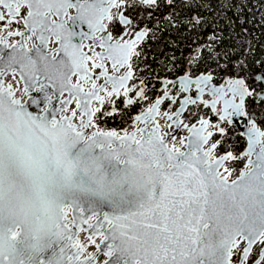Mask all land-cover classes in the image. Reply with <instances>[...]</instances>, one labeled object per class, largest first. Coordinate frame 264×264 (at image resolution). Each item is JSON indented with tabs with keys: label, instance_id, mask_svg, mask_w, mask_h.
<instances>
[{
	"label": "snow or ice",
	"instance_id": "6c2138e0",
	"mask_svg": "<svg viewBox=\"0 0 264 264\" xmlns=\"http://www.w3.org/2000/svg\"><path fill=\"white\" fill-rule=\"evenodd\" d=\"M140 3L152 6L156 0ZM123 5L124 0H82L76 4L70 0H0V27L22 22L31 33L27 39L36 37L46 47L49 37L45 33H50L60 45L58 54L62 52L65 59L58 61L55 73L61 91L67 90L71 97L61 103L75 101L78 110L59 120L31 116L13 98L11 85L5 88L0 81V264H94L95 256L85 254L88 245H94L98 253L101 245L105 246L103 255L108 260L104 264H110L114 255L118 260L127 257L125 264H233L240 241H247L240 259L248 264L252 245L264 244V131L255 123L246 132L248 148L242 153V157H249L245 165L248 171H241L239 179L231 183V172L225 164L242 157L231 151L217 155L223 143H210L214 132L208 130V121L201 119L200 127L189 128L182 120L163 113L162 118L172 122L167 127L179 129L183 124L195 137H190L187 144L179 141L186 151L175 144L169 147L167 140L177 138L161 135L157 120L161 116L159 106L169 99L167 92L135 116V122L145 124L144 128L123 135L98 129L91 134L85 131L96 128L97 113L106 102L112 111L104 115L118 111L113 97L123 95L125 108L147 99L140 88L135 92L137 100H133L128 83L134 79L131 61L139 55L136 46L146 33L139 31L134 39L114 40L109 31L114 19L131 27L132 21L122 12L113 15L112 9L119 10ZM71 8L78 15L68 19L86 24L91 34L94 45H87L88 53L83 51L86 45L82 41L72 42L74 33L59 20L61 13L67 16ZM21 47L19 58L9 57V66L18 63L22 78L27 70L38 80L37 58L43 70L49 71L45 55L35 44ZM97 47L102 51L97 52ZM105 62L110 64L111 74ZM121 69L125 71L121 73ZM72 77H76L74 84ZM195 83L199 85L200 81ZM237 86L229 91L239 95V103L225 101L221 120L228 119L229 107L234 114L245 115V96L251 93L243 81H237ZM214 94L219 96V90ZM44 102H51L47 94ZM93 102L98 106L93 107ZM181 103L183 109L188 101ZM215 104H211L213 111ZM77 116L78 126L72 123ZM216 131L225 135L219 126ZM77 194L95 198L93 203H107L113 214L100 217L90 205L92 215L84 216L81 208L77 218ZM93 219L95 223H90ZM80 232L86 233L88 245L79 239ZM256 264H264V249Z\"/></svg>",
	"mask_w": 264,
	"mask_h": 264
},
{
	"label": "water",
	"instance_id": "95a60500",
	"mask_svg": "<svg viewBox=\"0 0 264 264\" xmlns=\"http://www.w3.org/2000/svg\"><path fill=\"white\" fill-rule=\"evenodd\" d=\"M135 1L140 3V0H135ZM164 1L166 4H169L171 0H164ZM184 1H186V0H184ZM78 2H82V0H70V3H72V4H76ZM125 3L126 2L124 0V5H125ZM156 3H157V0H156ZM156 3L152 6H155ZM119 12H122L124 14L125 19H129L132 21V18L129 15L125 14V9L123 7L120 8ZM77 15H78V13H77L76 9L71 8V9H68V15L67 16H65L63 13H61L59 20L65 22L67 27L69 28V30L74 33V37H73L72 42L74 44H80L82 41L83 44L86 45L84 47L83 51L88 53L89 48L87 47V45H94V42L90 38L91 34L89 33V29L87 28V25L81 24L79 21H73V20L68 19L69 16L70 17H76ZM52 19L55 20L57 18L55 16H53ZM105 23H107V22H105ZM119 25L122 28V31L116 37H113L114 40H118L121 38L123 40L134 39L135 34L139 31H143L146 33L144 38L136 46V51L140 54V46L142 45V43L147 39L148 35L150 34V29L147 27H140L136 30H133L132 29L133 23H132L131 27L121 25V24H119ZM125 32H127L128 35H124ZM21 33H24V35L23 36L18 35L19 39L12 44H10L8 41V37L10 36L9 34H6L4 36H0V73H3V75H0V81H2L3 86L5 88H7L9 85H11L9 83L4 82V78L8 74L14 75L16 77V86L18 87V85H20V90H21L22 96L16 95L17 88L14 89L11 86V89H12L13 93L15 94L13 98L19 100L21 102V104H23V111L28 113L31 116L45 117L47 120H52V119L59 120L62 117L71 116L73 111H78L76 109L75 101H72L71 103H68L66 105L61 103L62 101L70 100L71 97L69 96V93L67 90H64L63 92L61 91L60 80L55 73V68L59 67L58 61L65 59L64 54L62 52H59V54H58V50L60 48V45L55 42L54 37H52L50 33H45V35L49 37L47 44H46V47L44 45H40L39 40L36 37H33L31 40L27 39V37L30 36L31 33L29 31H27L25 29V27H24L23 31H21ZM85 34H87V35H85ZM38 35H39V33H38ZM97 35H101V33H97ZM24 44H26L29 48H31L33 44L37 45L38 47H40L41 53H43L46 57V60L44 61V63H47L49 65V71L47 73L43 70V64L37 58V62H38L37 67L39 70L35 73V76L39 77L38 80L35 77L31 76V74L27 70H25V74L23 75V78H22L21 72H20V67H19L18 63H13V64H11V66H9V63H8L9 57L14 55L17 58H19L20 54L23 52V48L21 47V45H24ZM13 45H15L16 47L13 48L12 47ZM95 50L97 52L102 51L98 47ZM32 55L34 56V58H36L35 52H33ZM54 57H55V59H54ZM135 57H137V56H134L132 58V61H131L134 77H135L136 69L134 68V65H133V59ZM105 63H106V66L109 67V72L111 74L110 64H108V62H105ZM97 71H99V70H97ZM124 71H125V69H121V73H123ZM49 76H51L52 78L50 79ZM197 80L200 81L199 85H197L195 83V81H197ZM141 81H143V83H141ZM237 81H243L244 87L247 88L248 91L251 93V95L245 96V103H246V99L251 97L253 95V92L251 89L248 88L245 80L242 77H236L233 75L232 76L225 75L220 82L215 83L213 81V75L210 72H201V73H198L197 75H191L190 71L188 69H185L183 73H181L175 77L161 76V77L154 78V83L156 85H150V84L146 83L145 80H131L128 83H129V86L133 89V91H131L129 93V96L133 100H137V97L135 96V92L138 91L140 88L144 89L147 99H148L147 90H149L150 92H154L155 96L152 99V102L147 104V105H142V103L145 100H138L131 107L126 108L127 110L131 111L132 108H136L138 106H141V109H139V111L137 113L131 114V122L130 123H131L132 128L130 130H124L123 133H121V134L119 133V134L123 135L125 132L131 133V132H135L137 130V128H144L145 124L135 122V120H134L135 116L143 113L144 110L147 109L148 107H151V105L157 99L163 98L165 95V92H167L169 99H164V102L166 100H169L170 101L169 106H172L175 103H178L175 110L172 113H168L169 115H173L174 119L178 118L179 120L183 121L182 115L191 106L200 105L202 110H209L211 116L214 117V120H211V118L209 116L204 117L201 115L197 120H195L191 123H188L187 121H185V122L183 121V124L188 125L189 128L192 126L200 127L199 121L201 119L208 121V130L214 132V135H213L212 139L210 140V143L216 141V140L212 141L216 135L218 136L217 141L219 140L220 137H222L216 131V126H219V128H222L221 125L225 124L228 127H233L237 131L238 135L244 139V147L240 152V157H242V153L248 148V140H247V136H246L247 130L252 127L253 123H255L256 127L259 128L261 131H264V130L258 126V124L254 118L250 117L249 113L246 110L245 103H244V109H243L244 113H245L244 116L234 114L232 108L229 107L228 108V119H225V120L220 119V116L224 114L223 109L225 106L224 105L225 101H232L234 103H239V100H240L239 95L233 96L232 91H229V89H235L238 87ZM102 82L103 81H98V83H102ZM71 83H73V84L76 83V77H72ZM42 85L44 86L43 90L40 92H37L36 89L40 88ZM185 87L187 88V91L182 90ZM26 88L28 89L27 95L25 94ZM198 88L201 89L202 92H199ZM214 90H219V92H220L219 96L214 94ZM45 94H47V96L51 98V102L49 104H45V102H44ZM113 99L116 101V106L118 103H122L123 107L125 108V106H124L125 97L123 95H121L119 99H116L115 97H113ZM32 100H36V101H38V103L33 104V103H31ZM172 100H175L176 102L172 103ZM185 100H187L188 103L184 104L183 109H182V103L181 102L185 101ZM193 101H195V103H193ZM213 101H216V104H215L216 111H213V109L211 107V104ZM72 103H74V107L70 112H68V110L70 109V105ZM205 104H208L209 107H205ZM96 106H98V105H96V103L93 102V107H96ZM45 108H47V111H45ZM65 108H67V111L64 110ZM181 109H182V111H181ZM109 111H112L111 105H110ZM177 112H180V115L178 117L175 116V114ZM79 119H80L79 116L73 118L72 123L77 124V126H78ZM158 119H159V116L157 117V120ZM229 120L231 122H229ZM170 123H172V122L168 121L167 124H170ZM183 124L180 126L179 129L172 128V131H170L168 133H161V130H160V134L161 135L170 134V135L176 137L177 133L180 130H184L185 134L180 137L179 141L184 140L185 144H187L188 139L191 137V134L187 129H185L183 127ZM97 129L98 128H95V129L94 128H88L85 131H86V133L91 134L93 131H96ZM98 130H100V129H98ZM100 131H115V130L108 129V130H100ZM223 131H224V129H223ZM137 138H139V134L137 135ZM191 139L194 140L195 137H191ZM171 141H175V140H171V139L167 140L169 147L173 146V144L172 145L170 144ZM113 146L116 147L117 145L114 144ZM175 146L179 147L181 149V151L187 150L185 147H182L180 145V143L176 144ZM78 147H79V145H78ZM96 151L99 152V149H96ZM258 151H259V146H257L256 151H254L253 155L251 156V159L253 161L256 160V152H258ZM243 157L245 158V160H244V163H243L238 175L234 179H229V183H231L232 180L239 179V175H240L241 171H248V169L245 167V165L247 164L249 157H247V156H243ZM221 172L222 173L224 172L223 168L221 169ZM225 175H227V174H225ZM94 199L95 198H91L88 196H82V195L77 194L76 203H78L80 206L79 208L75 209V215L77 216V218H79L81 215V212H80L81 208L83 209L84 216L92 215V211H90V205H91L92 210H94L96 212V214L100 217H102L104 214H108V215L113 214V209L107 203H93ZM71 218H72V210L69 209V219H71ZM89 222L95 223V219L90 220ZM73 231H75V229H73ZM82 234L86 238V233L80 232L79 233V239H80V236ZM82 243L85 245H88V241H85ZM96 243L97 244L100 243L99 237L96 238ZM257 245H259L257 255L251 262H249L250 256L253 252V249ZM92 246L94 247V250L91 252H87V248H86L85 254L91 253L95 256L94 264H104V261L108 260V257L103 255V251L106 250L105 246L101 245L102 250L99 253L97 252L95 246L94 245H92ZM240 246H242V247L239 251L238 261L236 263H233V264H242L240 257L243 254V249L245 247H247V241H240ZM262 249H264V244L257 242L256 244L252 245V252L248 258V264H256V261L259 259V253ZM56 250L58 251L59 249L57 248ZM43 255H44V257H47L48 252H45ZM100 255H102L104 257V260L101 262H97V259ZM117 255H119V254H117ZM127 259H128L127 257H123V258L118 260L117 256L114 255L111 258L110 264H125V261Z\"/></svg>",
	"mask_w": 264,
	"mask_h": 264
},
{
	"label": "trees",
	"instance_id": "16d2710c",
	"mask_svg": "<svg viewBox=\"0 0 264 264\" xmlns=\"http://www.w3.org/2000/svg\"><path fill=\"white\" fill-rule=\"evenodd\" d=\"M176 1L180 6L175 8L174 3L170 4L169 8L176 11V16L174 14L170 16L169 24L160 22L152 26L148 22V27L159 31L158 38L150 35L146 39L140 52L143 61L151 66L148 70L150 78L154 76L157 67L166 69L169 63L175 66L178 64L181 60L180 53L186 50L180 48L187 46L189 38L202 41L204 36L211 34L214 36L211 48L215 50L216 55H213L211 50H205L201 54L200 61L204 64V69L209 70L213 75V80L218 81L216 75L220 76L226 72L219 67L220 64H226L229 72L231 70L233 76L242 77L248 88L258 85L260 89L264 87V12L259 15L254 5L256 2L259 7L264 0H193L191 3L184 0ZM225 1L228 2L227 6L222 5ZM205 3L208 4L206 7L202 5ZM208 8L222 9L227 17L221 16L220 19L211 17L212 13L205 12ZM187 13L192 18L200 16L196 20L198 22L194 20V23H185L183 15L187 16ZM160 57L163 58L161 63ZM172 57L173 61L170 62ZM180 72L179 68L171 70L168 72V77L177 76ZM145 76L142 80H145ZM145 82L150 84L147 80ZM255 99L253 91V95L247 98L245 103L246 110L252 118L256 115L253 110ZM232 133H236L235 129H227L221 141L229 143ZM237 138H240L238 134Z\"/></svg>",
	"mask_w": 264,
	"mask_h": 264
},
{
	"label": "rangeland",
	"instance_id": "374dc122",
	"mask_svg": "<svg viewBox=\"0 0 264 264\" xmlns=\"http://www.w3.org/2000/svg\"><path fill=\"white\" fill-rule=\"evenodd\" d=\"M134 0H128V14L132 17V23L133 26L136 28H140V27H148L146 25H148V22L152 25L155 26L158 23L162 22L165 24H169V20L170 16L172 14H174L176 16V11L173 9V11L169 8L170 4L174 3L175 4V8H177V6H180V3H178L176 0H171L169 4H164V0H159L158 1V5L155 6H142L139 4L134 3ZM187 3H191L193 2V0H186ZM166 5V7H165ZM204 7H206L208 4H202ZM222 5L227 6L228 2H222ZM255 5V10L258 11L259 15L264 12V1L261 3V5H259V7H257V3H254ZM206 13H212L211 17H216L218 19L221 18V16L225 17V13L222 9H218V10H211L210 8H208L207 11H205ZM183 20L185 23L190 24V22H195L196 20H198L200 18V16H194L193 18L190 17L187 13V16L183 15ZM227 17V16H226ZM195 20V21H194ZM198 21H196L197 23ZM153 38H158L159 37V31L155 28H150V34ZM189 38V43L187 44V46H182L180 49H186L183 50L180 54L181 60L178 62V64L175 66L172 63L168 64V67L166 69H163L161 67H157L154 71V76L151 78L149 77L150 74H148V70L151 69V66H149V64L145 61H143L144 59H142L140 57V54L138 55V57L135 59V63L139 69V72L141 73V78L145 76V81H149L150 85L154 84V77H160V76H168V72L171 70H175L176 68L181 69V73L184 72L185 69H188L190 71V73H197V72H204L207 71L204 69V64L200 61V57L202 52H204L205 50H211V52L213 53V55H216L215 50H213L211 48V43L214 41V36L213 35H206L205 37H203L202 41H195L194 39ZM145 42V41H144ZM240 45L241 42H239ZM204 45V46H203ZM203 46V47H202ZM198 47H202L200 51H198ZM139 58V59H138ZM163 61V58L160 57L159 58V62L161 63ZM173 61V57L171 58V61ZM219 67H221L222 69H225L227 72L223 73L222 75H216L217 80L221 79L225 74H229V70H228V66L225 64L223 65H219ZM234 69V68H232ZM209 71V70H208ZM178 74V75H179ZM192 75V74H191ZM171 77V76H170ZM155 85V84H154ZM252 91L261 93V89L260 86H256L254 88L249 87ZM261 98V97H260ZM253 110L256 112L255 114L260 118H262V120H264V97H262L260 100H258V102L254 101L253 104ZM196 111H200V108H197ZM204 116H206V113L203 114ZM257 121V118L255 116L254 118ZM258 122V121H257ZM259 123V122H258ZM237 132L235 133V136L232 134L231 137H233L232 140V146H237L241 143H243L242 138H237ZM218 137L217 135L215 136V139H213V141H217ZM241 161H239L238 163L234 164V166H240ZM259 249V245H257L254 249L253 252L250 256V260L249 262H251L257 255Z\"/></svg>",
	"mask_w": 264,
	"mask_h": 264
},
{
	"label": "built area",
	"instance_id": "2783aa9c",
	"mask_svg": "<svg viewBox=\"0 0 264 264\" xmlns=\"http://www.w3.org/2000/svg\"><path fill=\"white\" fill-rule=\"evenodd\" d=\"M125 2L126 3L123 6V8L125 9V14H128V8H129L130 5H128V0H125ZM119 11H120V9L119 10H117L115 8L112 9V12H113L114 17L118 14ZM24 12L26 13V10H24ZM23 29H24V26H23V23L22 22H17V23H15L13 25H7V24L5 25L4 24L2 27H0V36H4L6 34H9V32H13V33L14 32H17V31L18 32H21V31H23ZM109 31L112 33L113 37H116L120 33L121 27H120L119 23H116L115 22V19H114L113 24L112 25H109ZM18 39H19V36L18 35H10L8 37V41H9L10 44L14 43ZM133 65H134V67L136 69L135 76H141V73L139 72V69H138L135 61H134ZM225 66H226V64H225ZM204 72H209V71L207 70V71H204ZM198 73H201V72H197V73H193L192 72L190 74L197 75ZM225 75L232 76L231 70H230L229 74H225ZM165 77H168V76H165ZM222 78L220 80H218L217 82H220L222 80ZM4 82L11 84V86L14 89L17 88L16 95L22 96V93H21V90H20V85H18V87L16 86V77L14 75L8 74L4 78ZM147 95H148V99L145 100L142 103V105H147V104L151 103L152 102V99L155 96L154 92H150L149 90H147ZM254 95H255V98H256L255 99L256 102H258V100H260L263 97L262 96V91H261V93L255 92ZM169 103H170V101L169 100H166L159 107L161 116H159L158 122L161 125V127H160L161 133H168V132L172 131V128L167 127L168 121L166 122L165 119L162 118V116H163L164 111H166L167 113H172L175 110V108L177 107L178 103H176L173 107H169ZM73 107H74V103H72L70 105V109L68 110V112H70L73 109ZM116 107H117L118 111L114 115L106 116V115H104V112L110 110V104L107 103V102L104 104L101 112L97 113V117L98 118L95 120L96 128H98L100 130L112 129V130L117 131L120 134L123 133L124 130H130L132 128L131 123H130L131 122V114L132 113H137L139 111V109H141V106H138V107L134 108V110L132 112H130L129 110H127L126 108H124L123 105H122V103H118ZM197 108H200V111L197 112L196 111ZM205 113H206V116H209L210 117V112L209 111L202 110L201 107H200V105L191 106L182 115L183 121L184 122L187 121L188 123H191V122L197 120L201 115L204 116L203 114H205ZM206 116H204V117H206ZM255 116L257 118V121L259 122L258 123L256 121L257 124H258V126L261 129L264 130V120H262L263 117L262 118L261 117L259 118L257 115H255ZM221 127L224 129V133H225V131L227 129L233 128V127H228L225 124H222ZM184 134H185V131L184 130H180L177 133V135H176V138L177 139L175 141H171L170 144L171 145L172 144H175V145L176 144H179V139ZM232 134L235 136V133H232ZM231 136H230V139H233V137H231ZM213 139H215V137ZM221 139H222V137L219 138V141H221ZM230 139H229V143H223L222 142L223 143V146L221 148H219V150L217 151V155L223 154L225 151H231V152H233V154L236 157H240V152H241V150L244 147V139L242 138L243 143L239 144L238 147L237 146H232V142H231L232 140H230ZM244 160H245V158L242 157V158L236 159L234 161L226 162L225 167H227L228 170L231 172V176L229 177V179H234L238 175V173H239V171H240V169H241V167H242V165L244 163ZM239 161H241L240 166H234V164L238 163ZM224 174H227V173H224ZM80 240L82 242L87 241L83 234L80 236ZM241 247L242 246H240L239 249L235 250V254L233 256V263H236L238 261L239 251H240ZM93 250H94V247L92 245H89L87 247V252H91ZM103 260H104V257L102 255H100L98 257V259H97V262H101Z\"/></svg>",
	"mask_w": 264,
	"mask_h": 264
},
{
	"label": "flooded vegetation",
	"instance_id": "af4514ba",
	"mask_svg": "<svg viewBox=\"0 0 264 264\" xmlns=\"http://www.w3.org/2000/svg\"><path fill=\"white\" fill-rule=\"evenodd\" d=\"M134 1H135V0H134ZM158 1H159V0H157L156 5H158ZM134 3L139 4V5H142L141 3H138V2H136V1H135ZM143 6H144V5H143ZM130 17H131V16H130ZM131 18H132V17H131ZM146 26H147V25H146ZM147 28L150 29V27H147ZM132 29H133V30H136V29H138V28L132 26ZM121 31H122V28H121ZM121 31H120V32H121ZM149 36H150V35H148V37H149ZM148 37H147V38H148ZM145 41H146V40H145ZM143 43H144V42H143ZM143 43H142V45H143ZM142 45L140 46V52H141V47H142ZM202 47H203V46H202ZM202 47H198V48H197L198 51H200ZM137 57H138V56H137ZM137 57H135V58L133 59V63H134V61H135V59H136ZM144 79H145V77H144ZM213 81H214V80H213ZM214 82H215V83H218L217 81H214ZM154 84H155V83H154ZM154 84H153V85H154ZM155 85H156V84H155ZM261 91H262V96L264 97V87L261 88ZM206 111H209V110H206ZM210 117L212 118V120H214V117H212L211 114H210ZM222 137H223V136H222ZM220 138H221V137H220Z\"/></svg>",
	"mask_w": 264,
	"mask_h": 264
},
{
	"label": "bare ground",
	"instance_id": "6f19581e",
	"mask_svg": "<svg viewBox=\"0 0 264 264\" xmlns=\"http://www.w3.org/2000/svg\"><path fill=\"white\" fill-rule=\"evenodd\" d=\"M135 68V67H134ZM161 77V76H160ZM172 77H175V76H172ZM133 80H142V78L140 77V76H135L134 77V79ZM149 88V87H148ZM176 104V103H175ZM174 104V105H175ZM174 105H172V106H169V107H173ZM133 110H131L130 112H132ZM164 112H166V111H164Z\"/></svg>",
	"mask_w": 264,
	"mask_h": 264
}]
</instances>
